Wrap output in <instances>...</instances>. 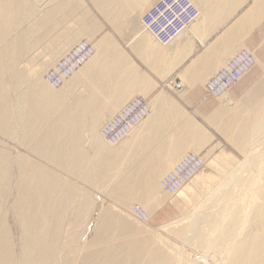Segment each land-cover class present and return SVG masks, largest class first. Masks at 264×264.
I'll return each mask as SVG.
<instances>
[{"label": "bare ground", "instance_id": "1", "mask_svg": "<svg viewBox=\"0 0 264 264\" xmlns=\"http://www.w3.org/2000/svg\"><path fill=\"white\" fill-rule=\"evenodd\" d=\"M28 1L30 0H0V136L14 141L17 130L22 126L24 134L19 138V143L26 145L30 151V155L18 157L14 156L6 146L0 149V264H179L177 257L172 256V251L168 252L170 249L165 247L164 240L154 236L151 230L138 221L141 223L148 221L153 213H157L156 210L165 206L168 197L176 198V202L174 199L170 203L178 208L190 203L194 195L203 194L204 180L200 174L195 175L200 169L194 173V177L172 193L168 192L163 184L170 175L180 177L179 172L185 157L189 154L198 156L195 150L200 149L206 140L211 141L212 134L209 135L204 126L198 125L194 118L187 116L188 113L169 97L162 96L156 102L147 101L148 98L145 95L132 98L130 92L133 87L130 86L135 84L136 79L128 75L122 76L121 72L116 79L102 77L107 72L121 69L112 61L102 63V60H98L100 48L97 44H93L90 35L85 36L86 39H81V34L90 30L88 27L83 28V24L79 27L81 37L74 40L72 49L69 48L71 50L68 53L65 52L57 61L54 62L55 58L49 61L56 63L51 70H55L59 63L84 41L93 48V56L70 77L64 78L62 84L56 88L50 79L51 74L47 76L49 80H46L45 76L44 79L42 78V72L33 73L29 92L21 95L20 102L15 101L16 99L12 101L10 92L18 91L22 86V77L16 68L18 61L16 57H21L26 51L29 52L32 44V47H35L36 45L31 41L42 36L36 35L40 29L39 26L42 28L45 24L48 25L46 22L34 24V21L29 20L36 14V10L32 8L33 4L30 5L31 1L29 3ZM91 1L97 7V0ZM126 1L106 2L105 5L120 9L126 5ZM189 1H195L192 5L196 10L199 9L201 18L209 15L210 12L211 15L215 14V19L219 21L217 27L219 28L232 20L249 0ZM254 3L260 10L263 9L264 0H254ZM105 5H101V8ZM71 7L77 6L72 3ZM251 9L244 19L238 15L237 21L234 20L231 23L236 22L233 29L242 27L241 33L248 34L249 29L252 30V24L256 28L254 20L258 21L259 18L264 20V17L252 19L251 25H249L251 22L249 24L247 22L250 28L248 26V29L245 27L247 30L243 28L248 18H251L254 13L257 14ZM86 12L88 17L94 18L90 12ZM262 14L264 16V12ZM46 16H48L47 19L50 18L49 14ZM71 16L74 17L75 13ZM90 18H86L85 23L88 24ZM51 19L54 22V14H51ZM260 21L256 22V25ZM81 23H84V20H81ZM26 24L31 27L17 28V25ZM251 32L253 30L249 31V35ZM229 33L227 30L225 36ZM239 36L233 35L237 37L235 41L240 43L237 44L243 46L240 40L244 35L240 37L241 39ZM245 36L244 40L248 35L245 34ZM235 41H231L233 45L236 44L233 43ZM226 44H228L227 41ZM225 46L222 47L223 50ZM234 46L231 48L233 51L236 50ZM229 49L227 47V50ZM242 51L249 53L252 61L242 68L245 73H242L239 81L259 65L260 60L256 53L243 47L238 53L236 51L237 54H233L232 58L228 54L227 59L228 57L231 59L226 60L227 63H224L223 68L219 67L221 68L219 71H212L213 75L211 70L209 71L210 78L207 81L206 78L202 80L206 81L202 82L203 91L206 92V86L210 81L227 68L235 56ZM232 53L235 52H230ZM208 57L207 59L211 56ZM216 60L217 58L214 61ZM223 61L225 62V59ZM194 68H192L193 71H195ZM98 69L101 70L100 77L97 76ZM193 74V78L196 79V73ZM203 77L200 75L199 78L204 79ZM185 83L188 82L184 80L180 82L182 89L179 93L181 94H186ZM78 90L84 93H79ZM250 90L243 98L236 101V104L232 102L234 99L232 100L231 96L228 97L230 100H224L222 108L215 110L205 119L209 126L226 136L239 150L248 152L258 146V143H261V147L264 143V79L259 81L255 89ZM228 93L229 91L219 99L227 98ZM137 98L144 99L148 103L151 114L141 119L118 142H108L106 127L112 124ZM117 108L121 109L114 114L113 110ZM107 109H110L108 115L111 118L104 123ZM102 124L103 127H101ZM261 147H258V152L261 151ZM187 148L193 151L182 156ZM258 152L253 151L252 154H248L244 163L238 165L235 170L231 169L233 171L229 172L224 185L222 184L221 188L218 186V190L215 189L217 195L213 190L214 193L207 195L208 202L199 206L202 210L199 207L195 210L191 209L194 210L192 214L186 215L187 219H190L187 227L184 226L181 229L177 227L172 232L177 237L188 240L187 233L190 229V232L195 233L200 245L208 249L212 246L222 248L220 250L225 249L228 254H225L227 255V262L223 261L226 262L225 264H264V189L258 185V181L264 178L263 148L262 153L255 155ZM202 161L203 165L206 163V166L214 163V160L205 161L204 158ZM216 161L218 160H215V164ZM169 167H172L171 170L163 175ZM243 167L251 168V174L253 170L258 177H261L252 180L247 188L249 197H246L249 199V204L248 206L245 204V207L244 204L238 205L233 202L237 199L231 201L232 198H236L238 190L234 189L235 193H232L235 197H231L233 191L227 190L232 184L244 182L240 175ZM74 180L86 185L87 188L79 187L73 183ZM88 187L99 189L109 199L117 201L122 209L131 210L129 212L133 215L132 217L138 221L131 219L123 210L111 208L107 204L95 203ZM245 194H242L243 197ZM220 196L222 197L219 198ZM220 200L227 203L226 206L225 204L218 206L221 210L225 206L224 212L221 211L223 214L218 212L221 216L214 218L212 214L216 212H207L208 206ZM243 200L241 202H244ZM134 201L139 202L136 205L144 211V215H147L144 219L140 218V214L135 211L137 207L130 209ZM204 205L207 208H204ZM173 226L175 222L172 221L159 228L166 230L170 227L173 229ZM204 228L210 229L211 234L205 231L208 233L206 234L203 231ZM197 245L195 244V247ZM214 258L216 259L215 255Z\"/></svg>", "mask_w": 264, "mask_h": 264}, {"label": "crops", "instance_id": "2", "mask_svg": "<svg viewBox=\"0 0 264 264\" xmlns=\"http://www.w3.org/2000/svg\"><path fill=\"white\" fill-rule=\"evenodd\" d=\"M30 1H31L30 5L33 4L31 6L32 8L36 10L35 12L36 17L33 18L35 22L34 24H37L38 22L48 23V25L45 24V26H42V28L43 29L45 28V30H43L41 26H39L40 27L39 31L42 29L40 32L38 31V33L36 34V32L33 31V33H35L36 35H42V36H40V38L36 37L37 39L35 38L34 40L31 41V43L34 42V45H36L32 49V51L35 52V54L32 56H36V53L38 52L39 53L38 55H40L41 53L42 56L46 57L43 59V61L48 60L47 62H49L50 60L55 58L54 59V62H55L59 58H61L63 54L69 48L73 46L72 44L79 38V36L81 37L82 35V36L88 37V35H90V38L93 40V42L97 44L98 47L100 48V51H99L100 58H98V60H102L103 61L102 63H105V62L109 63L112 61L114 64L118 65L119 69H121V70H114V71L107 72L103 74L102 77L108 78V79L109 78L116 79L117 75H120V72H121L122 76L128 75L130 78L136 79L135 84L130 86V87H133L130 92L131 97H134L135 94H137L136 96L140 94V95H145L146 97H148L149 100L151 99V101L153 100L152 102H156V101H159L162 98V96L163 97L165 96L161 92V87L166 86L169 82H175V84L178 85L180 84L181 80H184L188 82V83H185L186 84L185 86L187 88L185 93L188 96H190L189 99L191 103H193L192 107L190 108H196V106L198 105L199 108L202 109V105H204V103L202 102V98H199V96L203 94V90H204L203 83H205L207 79L210 78L209 76H211V74L212 75L214 74L212 71L214 72L216 70L219 71L221 69V68L219 69V67L221 66L223 68L225 64L227 63L226 60L228 61L229 59H231L243 47H247L253 50L258 56V58L260 59V61L264 63V20L263 18H259V17H264L262 14L264 12L263 10L264 7H262L263 9L261 8L262 10H260L259 7L255 6L254 0H249L248 1L249 4L248 3L246 4L247 7L244 6L241 9V11L238 12L237 15L232 20H230L231 22L227 21L225 25L223 24L219 28H217L219 25L218 23L219 21L217 22V19H215L216 18L214 16L215 14L211 15V12H210L209 15H205L203 16V18H201L199 16L201 15V12L199 13V9H197L196 11L197 15H195L196 17L192 20V22L188 24L187 26L185 25L184 28L176 30L171 35L173 36L172 41L167 44H163V45L154 37V34L149 32L147 29L145 30L146 27L143 25L141 21L144 14L160 0H127V1L126 0H97V7H95L92 4L91 0H82L86 3V6H87L86 11L90 12L94 16L93 19H91L90 16L88 17V15L86 14L87 12H85L83 4L80 3L81 0H73V2H71V0H41V1L40 0H33V1L30 0ZM30 1H28V3ZM115 1H120V2L126 1L125 3L126 5H124L125 8L124 7L120 9H117L115 7L110 8L109 6L105 5L106 2H115ZM72 3H74V5L77 7L80 6V8L71 7ZM190 3L194 4L195 1H192V2L190 1ZM103 4L105 6L101 8V5ZM248 8H249V11H248ZM256 8L258 10H256ZM146 9L148 10L146 11ZM250 9L251 11L255 10L257 14L254 13V15H252L253 18L252 17L248 18V21L245 22L246 24L245 23L243 24L245 25L243 28L245 27L247 28L249 22H251L249 24L251 25L253 21L252 19L259 18L258 21L256 20L253 21L255 22L256 28L253 27L254 26L253 24L251 25L253 32H251V34L249 35V31H252L250 29L248 31V34L245 31L246 28L243 29L246 33L244 32L241 33L240 29H242V27H237L233 29L232 27L233 25H235L236 22L234 24H231V23H233L234 20L237 21L240 15H241L240 18L243 17L244 19L245 16L248 14V12L250 13ZM165 10L166 9H164V11ZM209 10L211 11V9ZM73 13H75L74 17L71 16V14ZM258 13L259 14L261 13L260 14L261 16L258 15ZM47 14H49V17H50L49 19H47L48 17L46 16ZM51 14H54L55 16L54 22H52ZM86 18L91 19V20L88 19L89 21L87 20L88 24L85 23ZM198 19L200 21H198ZM261 19L262 21H260ZM81 20H84V23H81ZM259 21L260 23H257L258 25H256V22H259ZM73 22H76V23H73ZM82 24H83L82 26L83 28L88 27L90 29L89 32L87 30L84 33L85 35L79 34L80 33L79 27ZM248 27L250 28V26ZM227 30L228 32L230 33L232 32V33L231 34L229 33L228 36H225V34L227 33ZM224 32L226 33L224 34ZM232 34L234 36L235 34H237V36H239V34L241 35L243 34L244 36L245 34L248 35L245 40L244 38L246 36L244 37L242 35L244 38L241 35L239 36V38L242 37V39L240 38L241 39L240 42H242L241 44H243V46L238 45L240 44L239 41L238 42L235 41V38L237 39V37H233ZM171 36L168 35V38H171ZM230 36L234 39L232 38L229 39ZM64 40H66V42H64ZM226 41L228 44H226ZM231 41H235L233 43H236L234 44L236 46H234ZM229 42H231V44L236 48V50L234 48L235 51L231 49L233 48V46L229 44ZM222 43H224L223 46H222ZM214 44L217 45V47ZM225 44L228 47V49L230 48V45H231V48L227 50V47L225 46ZM220 46L221 48H219ZM224 46H225V50H223L222 48ZM218 48L219 50L222 49L220 50L221 52L218 50ZM212 51L214 52L216 51V52L212 53ZM222 52L225 54L226 57L224 56V54H221ZM230 52H235V53L230 54ZM206 54H208V56L210 55L211 57L209 56L210 57L209 58L208 56H206ZM228 54L230 55V57L231 56L232 57L231 58L228 57L227 59V56H229ZM207 57L209 59H207ZM204 58L205 60H203ZM215 58H217V60L220 58L221 59L218 61L217 60L214 61ZM224 59H225V62L223 61ZM192 68H194L195 71H193ZM210 70L212 73L209 72ZM261 71L262 70L260 68H255L254 70H252L249 74H247L243 78V80L239 84H237V86L233 89L232 94L236 98L241 97L244 94H246L248 92L246 90L252 88L253 86H256L258 80L261 78V74H262ZM117 72L119 73L117 74ZM189 72L198 74V75L195 74V77L197 78L196 79L193 78L194 74L189 73ZM189 74L190 76L192 74V77H190ZM200 75L201 77L203 75L204 79L202 78L200 79L199 78ZM97 76L98 77L101 76L100 69L97 70ZM190 78H192L193 80ZM205 78H206V81H202V80H205ZM193 81L195 83H193ZM199 81L201 83H199ZM78 92L84 93V92H81V90H78ZM166 97H169V96H166ZM118 110H119L118 108L113 110L114 114ZM109 112H110V109L109 110L107 109L105 113L106 116H104L105 119L110 117L108 115Z\"/></svg>", "mask_w": 264, "mask_h": 264}, {"label": "rangeland", "instance_id": "3", "mask_svg": "<svg viewBox=\"0 0 264 264\" xmlns=\"http://www.w3.org/2000/svg\"><path fill=\"white\" fill-rule=\"evenodd\" d=\"M80 3L83 4V7H84L85 12H86V9H87L86 3L84 1H82V0H81ZM78 8H80V6ZM34 17H36L35 14L32 15L29 18V20L34 21L33 20ZM28 26H29L28 24H26V25H17V28H19V27L27 28ZM30 27H31V25L29 26V28ZM81 39H86V38H85V36H82ZM79 42H81V40ZM93 44H95V43H93ZM32 46H33V44L31 45V48H30L29 52L26 51V53L21 55V57H19V56L16 57V58H18L17 59L18 61L16 62L17 63L16 64V68H17V71H18L19 75L22 77V86L20 87V89L18 91L14 92L12 90L10 92L12 101H14L15 99H16L15 101H18L21 98V95L23 93L26 94L27 92H29V89L31 88V77H32L33 73L42 72V78L44 79V76H45V79L49 80V79H47V76L49 75V72L51 71V68L53 67V65L56 64L54 62L51 63V62L43 61V59L46 58V57L42 56L41 53H40V55H38L39 53L37 52L36 56H32V55L35 54V52H34V54H32L33 53V51H32L33 47ZM244 48H246V47H244ZM71 49H68L66 52L68 53V51H70ZM252 57H253V55H252ZM255 68H261L262 69V71H261L262 72L261 79L262 78L264 79V63H262V61H260L259 65H257ZM261 79H259L260 82L263 80V79L262 80ZM241 81H238L237 84H239ZM259 81L257 82V84L259 83ZM237 84H236V86H237ZM255 87L256 86H253L250 89L251 90L255 89ZM234 88H232V90L229 91L227 98L225 97L223 99L213 98V97L209 96L206 92L203 91V94L201 96H199V98H202V102L204 103V105H202V109H201V108H199L198 105L196 106V108H190V107H192L193 103H191V101L189 99L190 96H188L187 94H181V92L179 93V91H181V89H182L180 84L176 85L175 82H169L166 86L161 87V92L163 93V95L169 96L172 100H174V102L177 103V105L180 108L182 107L181 109L184 112L188 113L187 116H189L190 118H194L196 120V122L198 123V125L204 126L208 130V133H210L209 135L212 134V136H213L211 141L207 142V140H206V143L200 149H198V150L196 149L195 150L196 153L199 154L197 157H199V158L201 157V159L204 158L205 161L214 160V163L211 166H209V165L206 166V163H205L201 167L202 169L200 168V170L195 174V175H197V174L199 175L200 174L202 176V178L204 180V183H205V187L203 188L204 191L202 190L203 194L201 193V195H199V194L198 195H194V197L190 201V203L184 204V205L176 208L175 206H173L170 203L174 199H175L174 202H176L177 201L176 198L168 197L166 199L167 200L169 199L170 201L168 200V202H167V200H166V204H165V206L162 207V209L159 208L158 210H156L157 213H153V215H151L152 217L148 221H146V222L144 221V222L141 223L140 221L135 220V218L132 217L133 215L130 213L131 210L122 209L120 206H118L119 204L117 203V201H115V200H113L111 198L109 199V197L105 193L101 192L99 189H97L95 187H93V188H89L88 187V189L91 190V193H92V195H93V197H94V199L96 201L95 203H97V204H102L103 203V204H107L111 208L118 209V210H123L125 213H127L130 216L131 219H133L135 221H138L141 225L146 226L149 230H151L150 232L154 236L161 237L162 240H164L163 243H164L165 247L167 249H170V250H168V252L172 251L173 255H172L171 252H170V254L172 256H174V257H177L179 264L180 263L181 264H219V263L221 264V262H223V261L227 262L226 259H227V255L228 254H227V252L225 251L224 248H223L224 250H220L222 248H219L217 246H212L211 248H213V247L214 248L211 250V248L208 249L204 245H202V244L200 245L198 243L196 237H195V233L192 232V231L190 232V229H189V232L187 233L188 234V236H187L188 240L184 239V240H186V242L182 238L177 237L172 231L175 228H177V227H178L177 229H179V227H180V229L184 228V226L187 227V225L190 223V221H189L190 219L188 220L186 215L192 214V212L197 207H199L200 205L206 203V201L208 200L207 199V197H208L207 195L210 196V194H212L214 192L217 195L216 190L219 189L218 186H220V188H221L222 184L224 185L225 179L227 178L229 172L235 170V168L237 169L238 165L240 166V164L245 162L248 154H252L253 151L258 152V150H257L258 147H261V143H258L257 144L258 146H255L250 152L245 151V150L241 151L232 142H230L226 138V136L222 135L219 131H217V129H215L214 127L212 128L211 126H209L205 122L206 117H209V115H211L215 110L220 109V108L223 107L222 104H223L224 100H227V99L230 100V98H232V100L234 99V101H232V102L234 104H236V101H239L241 98L244 97L245 94L243 96H241V97L236 98L232 94V91H233ZM250 89H248L246 91H249ZM136 95L137 94H135L134 97ZM138 96H141V95L138 94ZM228 97H230V98H228ZM129 100H131V99H129ZM147 101L151 102V99L150 100L147 99ZM19 102H20V100H19ZM233 106H235V105H233ZM119 110L117 112H119ZM117 112L115 114H117ZM110 118L111 117L106 118L104 123H106ZM101 127H103V124H102ZM23 134H24L23 133V127L20 126L19 130H17L16 137L13 138V139H15L14 141L10 140L9 138H4V137L0 136V149L6 146L14 156H18V157H19V155L20 156H28V155H30V151L28 150L26 145L22 144L21 142L19 143V138ZM262 148L264 150V143L262 144V147L260 149L261 151L256 153L255 155L262 153ZM192 151H193V149H191V148L188 149L187 148V150L184 152V154L182 153L183 155L182 154L181 155L184 156L186 153L192 152ZM253 156H254V154H253ZM211 157H213V158H211ZM181 158H180V160H181ZM215 160H218V161H216V164H215ZM42 163L45 164L44 162H42ZM213 167H214V169H213ZM171 168L172 167H169L167 169V171L164 172L163 175L167 174L168 171L171 170ZM231 169H233V170H231ZM240 175H241V179H243L242 181H244L246 183H244V182L237 183L238 185L236 183L232 184V185H234V187L231 185L229 187V189H227V190L229 192L233 191V192H231V197H235L234 194H232V193H235V191L238 190V192L236 193L237 194L236 198H232L231 201L237 199L236 201H233V202L236 203V204L238 203V205L244 204L243 206L245 207V204L247 206L249 204V199L247 198V197H249V196H247V192H248L247 188H249V186L251 185L252 180L256 179V177L258 179H260L261 177H258V174L256 172H254L253 170H252V174H251V168L248 169V168H244V167L242 168V170H240ZM192 177H194V175ZM67 178L70 179L69 177H67ZM160 179H159V181H160ZM261 179L259 180L260 182L258 181V185H259V187H262L264 189V178L262 180ZM159 181H158V183H159ZM73 183H75L76 185H78L81 188H87L86 185H83L82 183H80L78 181L74 180ZM240 184H245V185H240ZM245 187H246V189H245ZM207 188H208V190H207ZM234 189H235V191H234ZM213 190H214V192H213ZM245 190H247V191L245 192ZM244 193H246L245 197H243ZM162 194H163V192H162ZM204 196H205L206 199L204 198ZM218 196H219V194H218ZM221 197L222 196H220L219 198H221ZM240 198L242 200L245 198V200H243L244 202H241L242 200H240ZM246 199L248 201H246ZM217 202L218 201L213 203V205H215L216 208L213 207V205L208 206L207 204H205L209 208V210H207V212H209V211L212 212V213L216 212V214H212L214 218H217V217L221 216V214L218 213V212H221V211L224 212L223 209H224V207L226 206V203H227L224 200H220L219 202L220 203L222 202V203L220 204L218 202L219 205L217 204V206H216ZM192 203H194L195 205L192 204ZM234 203H232V204L234 205ZM136 204H139V202L138 201L132 202V205H130L131 206L130 209H132V207H134V206L138 207V205H136ZM223 204H225V206L222 207V210H221L219 207L221 205L223 206ZM207 206H205L204 208H207ZM183 208H185V209H183ZM192 208L194 209L193 211L191 210ZM199 209L202 210L201 207H199ZM217 209L218 210L220 209V210L218 211ZM181 212H183V213H181ZM226 219L229 220V218H226ZM172 221L175 222V226H173L174 227L173 229H172V227H170V228H168L166 230L164 228L163 229L159 228V227L164 226V224L165 225L168 224L169 222L172 223ZM185 221H189V222L187 223ZM178 224H181V225L178 226ZM247 224H245V225H247ZM15 226L16 225L14 224V227ZM247 227H248V225H247ZM207 229L208 228H204L203 231L204 232L206 231V232L210 233L211 230L210 229L207 230ZM191 230H192V228H191ZM15 233L17 234L18 232H16V230H15ZM208 233H206V234H208ZM195 244H198L197 245V246H199L198 249H197V246L195 247ZM202 246H204V247H202ZM215 248L217 250L216 252L214 250ZM225 254H227V255H225ZM214 255H215L217 261L214 258ZM221 255H223V256H221ZM225 256H226V258H224ZM214 259H215L216 262L213 261ZM225 263L223 262L222 264H225Z\"/></svg>", "mask_w": 264, "mask_h": 264}, {"label": "built area", "instance_id": "4", "mask_svg": "<svg viewBox=\"0 0 264 264\" xmlns=\"http://www.w3.org/2000/svg\"><path fill=\"white\" fill-rule=\"evenodd\" d=\"M164 9H166L164 11ZM164 11V12H163ZM196 8L189 0H160L150 8L142 17L141 21L146 29L154 34V37L163 45L172 41L171 36L176 30L184 28L196 17ZM168 35L171 38H168ZM94 54L93 48L84 41L80 43L71 53L62 60L55 70L49 74L54 87L60 86L64 78L70 77L75 71L83 66ZM252 59L249 53L242 51L233 61L218 73L206 86V93L213 98H220L230 91L242 77L246 65ZM245 73V72H244ZM151 114L148 103L141 98L129 105L119 115L112 124L106 127L107 141L110 143L118 142L123 136L137 125V123ZM184 164L180 169V177L170 175L163 186L168 192H174L183 186L203 165L201 157L189 154L184 159ZM140 218L144 219V211L139 207L136 210Z\"/></svg>", "mask_w": 264, "mask_h": 264}]
</instances>
